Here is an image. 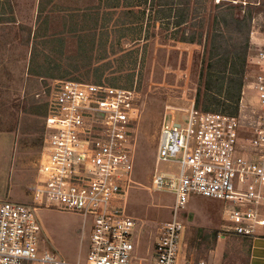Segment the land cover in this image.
<instances>
[{
    "label": "built area",
    "instance_id": "2783aa9c",
    "mask_svg": "<svg viewBox=\"0 0 264 264\" xmlns=\"http://www.w3.org/2000/svg\"><path fill=\"white\" fill-rule=\"evenodd\" d=\"M256 46L240 102L244 107L246 96L254 101L251 115L245 114L248 135L243 115L198 113L194 103L185 123L174 116L162 123L157 162H174L178 170L154 174V191L174 199L167 208L170 217L164 216L158 227L152 264H206L180 257V213L191 193L227 204L229 232L264 237V38ZM138 99L136 90L73 79L57 82L32 200H0V264L143 263L139 218L122 204L130 196L131 116ZM43 207L90 218L85 257L71 261L40 251L43 233L37 210Z\"/></svg>",
    "mask_w": 264,
    "mask_h": 264
},
{
    "label": "rangeland",
    "instance_id": "374dc122",
    "mask_svg": "<svg viewBox=\"0 0 264 264\" xmlns=\"http://www.w3.org/2000/svg\"><path fill=\"white\" fill-rule=\"evenodd\" d=\"M36 1L10 0L9 3L7 2L4 18L9 19L12 23L5 25V28L0 30V39L5 38L19 43L7 47V51H4L5 62L0 63V120L9 119V128L17 127L15 125L23 126L25 133L29 135L27 136V145L33 149L29 151L31 157L26 161L27 179L23 188L24 199L29 198V200L32 199V183L36 178L35 173L38 172L37 166H39L46 112H48L50 97L57 82L74 77H78L80 81L92 82L90 77L88 79L85 76L92 75L93 69L98 65L94 63L85 66V60L81 58H68L78 54L79 39L77 36L79 32L77 31V33H70L73 38L77 37L76 41L73 38L68 39L71 44L65 43L66 37L63 39L66 45L63 57L50 53L49 55H54L52 58L47 54L53 61V66L60 68L53 70L55 78H51L52 75L39 78L30 74L33 45L37 41L36 45L40 48V42L45 39L38 37L42 26L48 23L52 27L50 34L47 27L45 31L47 37H54L55 33L65 34L61 33L62 30L76 17L71 12L74 10L73 5H79L78 3L72 4V0H68L65 10L48 7L45 12L41 8L39 9V6L44 7L45 2L42 3L41 0L42 4L36 5ZM84 1L96 3V0ZM218 2L220 0H215V3ZM242 3L243 5L247 4L246 0H243ZM84 5L85 3L82 2L81 6ZM260 21H255L252 30L254 36L251 39V45L254 51L250 57L256 55V44L264 38L263 19ZM29 32L30 38H28ZM170 33L168 30L156 28V36L148 42L125 44L127 49L139 45L140 55H138L137 69H134L136 74L134 88L139 93V99L138 104L134 107L136 114L131 116L134 168L129 187L130 196L122 204L125 205V211L139 218L137 233L139 253L143 259L141 264H152L150 254L158 234V227L164 216L168 214L167 217H170L167 208L169 202L174 199L170 193L155 192L153 189L156 172L178 170V164L174 162H157L162 123L165 117L169 121L174 116L178 121L185 123L194 103L198 113L207 111L243 115L246 136L249 133V119L245 118V114L251 115L250 108L254 103L251 96H246L244 107L240 103H225L222 104V108H217L216 106L219 104L213 105L211 101L205 102L204 107L201 106L202 104L196 106L204 46L203 44L196 45L171 40L168 37ZM142 34L144 36V32ZM87 35H91V32L83 31L81 33L83 40L89 42L90 39ZM26 42H29V45L24 44ZM142 51L146 54L144 63ZM40 60H43L42 56H40ZM102 63L100 62L99 65ZM250 65L252 66V64ZM142 67L144 68L142 69ZM258 67L261 68V66ZM249 72H252V68H249ZM60 74H65V77L59 78ZM124 84L126 83L121 79L119 85ZM25 109H31L32 112H25ZM38 111L40 114H35ZM6 127L8 128V125L0 124V128ZM5 184L6 180L0 173V200H4L3 195L7 192ZM227 207V204L222 200L197 193H191L187 197L185 209L180 213V220L184 225L179 239L180 257L183 261L192 263L203 261L206 264H245L247 244L241 237L228 231L231 224L226 219ZM189 213H193L192 220H189ZM37 215L41 221L43 233L40 251L55 252L58 256L71 261L86 256L89 246L90 218L49 207L38 209ZM215 230L219 231L217 236L214 234ZM220 233L226 239H222Z\"/></svg>",
    "mask_w": 264,
    "mask_h": 264
},
{
    "label": "trees",
    "instance_id": "16d2710c",
    "mask_svg": "<svg viewBox=\"0 0 264 264\" xmlns=\"http://www.w3.org/2000/svg\"><path fill=\"white\" fill-rule=\"evenodd\" d=\"M242 2L243 0H220L218 3L215 0H100L99 9L104 10L100 27L91 29V35H87L89 42L78 35V56L68 58H81L85 60V66L98 64L92 75L85 76L90 77L92 83L136 90L134 69H137L140 49L139 45L127 49L125 44L148 42L156 36V28H162L171 32L168 36L171 40L204 46L196 106L202 104L204 107L206 100L239 104L243 88L247 85L248 60L254 51L251 34L255 21L263 19L264 27V0H246V5ZM56 35L38 36L46 38L40 42V48L36 45L37 41L33 45L29 71L31 75L39 78L52 75L51 78H55L53 70L60 68L53 66L49 56L56 54L63 57L66 52L63 38ZM26 44L29 45V42ZM50 53L54 55H49ZM145 55L143 52V63ZM40 56L44 61L40 60ZM100 62L103 63L99 65ZM58 77L64 78L65 74ZM73 79L80 80L78 77ZM121 79L126 84L119 85ZM25 112L32 110L25 109ZM48 113L49 107L46 116ZM214 234L217 236L219 231L215 230Z\"/></svg>",
    "mask_w": 264,
    "mask_h": 264
},
{
    "label": "crops",
    "instance_id": "0c3cea01",
    "mask_svg": "<svg viewBox=\"0 0 264 264\" xmlns=\"http://www.w3.org/2000/svg\"><path fill=\"white\" fill-rule=\"evenodd\" d=\"M9 1L10 0H0V30H3L5 28L4 27L5 25H9L12 23L9 19L7 20L4 18L6 14L5 5L7 2L9 3ZM43 1L45 2V5L44 7L39 6V9L41 8L42 11L46 12L48 7L58 8V10H61V9L65 10L68 0H42V3ZM40 2L41 0H37L36 5L42 4ZM82 2L85 3L84 6H81ZM74 3L79 4V5H73L74 10L71 11L73 12L72 14L75 15L76 17L73 18L64 27V30H62L61 33H65V34L58 33L56 35L58 37H63V39L66 37L65 38L66 44H71V41H69L71 38H73L72 36H70L71 32H75V30H77L80 33L79 35H81L83 31L85 32L87 31V33L88 32L92 33V30H91L92 28L100 27L101 22H102L101 16L104 13L103 9L102 10L99 9L100 0H96V3L94 4L92 2L89 3V1L85 2L84 0H74V1L72 0V4ZM35 13L37 14V11ZM47 27L49 30L48 33L50 34V32H52V27L49 26L48 23H45L42 26L40 35H45L46 33L45 31L47 30ZM43 38H46V37H43ZM15 42L12 40L11 41L6 40L5 38L0 39V63L5 62L4 51L5 52L7 51V47L11 46L12 44L13 45L19 44L18 42L17 43ZM75 44H77V42H75ZM207 101H211L213 105L219 104L216 106L217 108H222L221 106L225 104L223 102H218V101H213V100H206L205 102ZM8 120L9 119H6V118H3L0 120V124H3L5 126L8 125V128L7 127L2 128V129L0 128V173L2 174V178H5L6 180L5 187L7 189V192L3 195V198L4 200L14 199L11 201L26 203V202H30L32 199L31 200H29V198L24 199L25 196H24L23 188L25 186V182L27 179L25 165H26L27 159L31 157L29 151L33 148L31 147L29 148V146L27 145V136L29 135L25 133L24 127L21 125L19 127L18 125H15L17 127L9 128L10 123H8ZM37 169H38V166H37ZM36 173L38 174V172ZM36 173H35L36 178H34L33 183H32V195H33V189H34L35 182L38 178ZM220 235L222 234L220 233ZM221 237L222 239H226L224 235H222ZM241 238L247 244L245 264H264V237L255 238V239L248 238V237H241ZM217 241L219 243V240ZM150 256L152 257V253L150 254Z\"/></svg>",
    "mask_w": 264,
    "mask_h": 264
},
{
    "label": "water",
    "instance_id": "95a60500",
    "mask_svg": "<svg viewBox=\"0 0 264 264\" xmlns=\"http://www.w3.org/2000/svg\"><path fill=\"white\" fill-rule=\"evenodd\" d=\"M193 219V213H189V220Z\"/></svg>",
    "mask_w": 264,
    "mask_h": 264
}]
</instances>
